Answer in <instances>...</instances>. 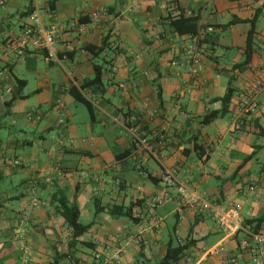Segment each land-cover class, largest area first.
<instances>
[{
  "label": "crops",
  "instance_id": "crops-1",
  "mask_svg": "<svg viewBox=\"0 0 264 264\" xmlns=\"http://www.w3.org/2000/svg\"><path fill=\"white\" fill-rule=\"evenodd\" d=\"M53 1L39 4L51 15L44 23L54 31V54L29 46L21 60L13 44L31 23L34 1L0 6V70L8 72L0 87V264H53L68 253L72 229L55 193L71 202L76 196L80 222L92 223L75 259L60 264H91L97 253L112 263L115 251L119 264L158 262L170 213L180 240L195 224L197 244L180 264H231L223 256L237 252L244 233L229 239L207 213L179 212L174 202L170 211L152 210L148 202L166 190L157 177L163 164L181 186L238 206L245 222L264 217V93H252L264 83V0ZM100 10L107 12L92 21ZM189 17L197 18L198 33L179 34L172 23ZM252 22L254 53L242 67ZM106 37L109 47L98 57L86 49ZM95 65L102 87L91 83ZM229 87L228 113L203 124L223 108ZM131 127L159 158L137 146ZM95 201L107 209L96 214ZM114 206H133L137 221L112 217ZM220 244L227 252L210 255ZM238 264L254 263L247 255Z\"/></svg>",
  "mask_w": 264,
  "mask_h": 264
},
{
  "label": "built area",
  "instance_id": "built-area-1",
  "mask_svg": "<svg viewBox=\"0 0 264 264\" xmlns=\"http://www.w3.org/2000/svg\"><path fill=\"white\" fill-rule=\"evenodd\" d=\"M33 8L29 15L31 23L26 25L13 44V50L16 53L19 60H21L29 46L34 48H41L47 51L49 55L54 54L55 48V35L54 31L49 30L44 23V16L49 15L39 4V0H33ZM5 4V0H0V6ZM106 10L95 11L91 13L90 18L94 22H99L102 15L106 14ZM212 32L213 29L209 28ZM194 49H189L187 54L189 55V61L196 63L197 61L193 57ZM113 71H117V67L113 68ZM8 78V72L6 69L0 70V87L4 84L5 79ZM264 91V83L257 86L253 90V94L257 95ZM137 118L132 116L130 122H136ZM236 128H240V123L236 124ZM137 129L131 127L130 131L134 132L136 138L137 146L144 147L148 152L159 158L158 154L154 150V147L149 143L146 138H142L137 135ZM147 175V173L143 172ZM157 177L165 186L166 190L160 194L152 197L148 202V206L152 210H156L162 205L170 202L177 204L179 212H182L185 208H195L199 213L209 214L217 223V225L224 230L227 238H234L239 235V233H244L246 236L238 242L237 252L233 255L223 256L227 252L224 244L217 245L210 250V255H221L223 260L227 263L238 264L245 256L250 255L254 264H264V233L256 232L253 226L247 224L238 206L224 207L217 205L205 195L199 194L195 190H189L185 186H181L177 180V176L174 170L161 164V170L157 174ZM176 190L177 194L172 193L170 190ZM34 207L39 205V201L34 199L32 202ZM121 260V254L119 251H115L113 256V262L119 264ZM94 264H111L103 259L100 253L95 255Z\"/></svg>",
  "mask_w": 264,
  "mask_h": 264
},
{
  "label": "trees",
  "instance_id": "trees-1",
  "mask_svg": "<svg viewBox=\"0 0 264 264\" xmlns=\"http://www.w3.org/2000/svg\"><path fill=\"white\" fill-rule=\"evenodd\" d=\"M57 0H54L53 2H56ZM31 13V11H30ZM29 12L26 13L28 15ZM30 15V14H29ZM198 20L196 17H189V18H182L177 21H174L172 25L174 26L175 30L183 35V34H191L196 35L198 33ZM253 26L250 30L248 39H247V48H246V58L243 64H241L242 67H246L250 64L254 50H253V35H254V22H252ZM109 47V37L104 38L103 43L100 47H93V46H87L86 49L89 50L91 53L95 55V57H98L101 55L106 49ZM95 69V78L91 82L93 84H98L100 87H102V67L101 66H94ZM234 94L233 88L228 89L227 94L224 98H222L223 102V108L219 111L211 112L209 115H207L204 120L203 124H210L214 120H216L219 117H224L228 113L229 105L232 100ZM87 107L91 108V104L88 102H84ZM260 129V135L264 137V129L261 128L258 125ZM205 150L200 149L199 154L203 158L205 156ZM148 176L150 174H147ZM155 181L159 182L155 177H152ZM161 182V181H160ZM152 199V198H151ZM150 199V200H151ZM53 202L57 203V208L63 218L65 219L66 224L72 229V241L69 244V250L68 253L65 254H58V256L55 258V261L53 264H60V260H62L65 257L72 256L76 254V247L79 244L78 239L83 236L89 229L92 227L91 224H82L80 222V208L77 203V197L75 196V199L73 202L69 201L67 197L63 194H54L53 196ZM96 206V214L105 211L107 208L104 206H101L97 201H95ZM132 207H129L125 210L123 206H114L110 209L111 216L112 217H126L131 219L133 222H136L137 219L133 217L132 214ZM198 212V211H197ZM199 213V212H198ZM203 214V213H200ZM264 221V217H261L259 219L247 221L246 223L253 226L256 232L259 231L260 224ZM197 223V222H195ZM195 224L191 225L189 236L186 241L177 240V244L174 243V240L171 239L169 241L167 250L163 258L155 263H149V264H180V262L187 257V252L194 247L197 244V241L193 239V230ZM88 245V244H86ZM75 259V257H74ZM95 263V257L91 264ZM77 264H86L85 262L78 261ZM111 264H115V262H112Z\"/></svg>",
  "mask_w": 264,
  "mask_h": 264
},
{
  "label": "rangeland",
  "instance_id": "rangeland-1",
  "mask_svg": "<svg viewBox=\"0 0 264 264\" xmlns=\"http://www.w3.org/2000/svg\"><path fill=\"white\" fill-rule=\"evenodd\" d=\"M261 93H264V91L260 92V94ZM82 108H84V107H82ZM168 190H170V189H168ZM170 191L173 192V190H170ZM174 191H176V190H174ZM174 193H176V192H174ZM162 206H163V208H162V211L163 212H165L164 211V208L165 207H168L169 208L168 211H170V210H172V208H174L173 205H170L168 203H166V204H164ZM175 222H176V217H175L174 213H170L168 215V218H167V225H165L164 228H163V233L166 234L165 240H169L170 241L171 239H173L174 240V243L177 244L178 238L175 236V233H174ZM169 232H170V235L168 234ZM126 264H138V263H135V262H127Z\"/></svg>",
  "mask_w": 264,
  "mask_h": 264
}]
</instances>
